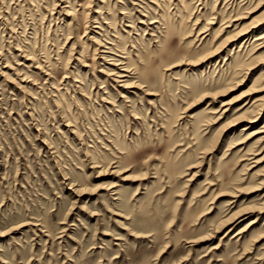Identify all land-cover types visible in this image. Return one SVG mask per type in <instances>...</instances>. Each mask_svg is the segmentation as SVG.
<instances>
[{
  "label": "rangeland",
  "instance_id": "rangeland-1",
  "mask_svg": "<svg viewBox=\"0 0 264 264\" xmlns=\"http://www.w3.org/2000/svg\"><path fill=\"white\" fill-rule=\"evenodd\" d=\"M0 264H264V0H0Z\"/></svg>",
  "mask_w": 264,
  "mask_h": 264
},
{
  "label": "bare ground",
  "instance_id": "bare-ground-1",
  "mask_svg": "<svg viewBox=\"0 0 264 264\" xmlns=\"http://www.w3.org/2000/svg\"><path fill=\"white\" fill-rule=\"evenodd\" d=\"M108 48V47H107ZM211 56V55H210ZM208 58H210V57H208ZM129 70V69H128ZM123 71V72H122ZM127 72V70H124L123 68H121V71L120 72H118L117 74H118V77H126V75H125V73ZM116 75V74H115ZM249 122H255V121H249Z\"/></svg>",
  "mask_w": 264,
  "mask_h": 264
}]
</instances>
